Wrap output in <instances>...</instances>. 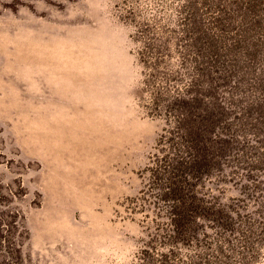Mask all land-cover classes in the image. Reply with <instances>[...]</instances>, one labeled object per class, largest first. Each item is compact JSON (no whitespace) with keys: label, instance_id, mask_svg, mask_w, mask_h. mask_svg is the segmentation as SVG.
<instances>
[{"label":"rangeland","instance_id":"374dc122","mask_svg":"<svg viewBox=\"0 0 264 264\" xmlns=\"http://www.w3.org/2000/svg\"><path fill=\"white\" fill-rule=\"evenodd\" d=\"M128 1L0 0V264H134L144 249L173 244L156 229L165 218L149 190L171 126L163 107L151 109L140 18L128 16ZM216 2L226 13L213 31L197 20L216 45L203 58L209 76L231 70L212 89L225 143L211 147L214 166L196 187L226 217L264 204V4ZM216 25L228 30L223 40ZM175 36L155 41L169 55L162 66L178 65ZM218 231L226 237L201 219L199 245L175 250L213 260Z\"/></svg>","mask_w":264,"mask_h":264},{"label":"trees","instance_id":"16d2710c","mask_svg":"<svg viewBox=\"0 0 264 264\" xmlns=\"http://www.w3.org/2000/svg\"><path fill=\"white\" fill-rule=\"evenodd\" d=\"M216 1L127 2L128 16L140 18L138 32L143 38L140 55L147 68L144 83L150 92L153 105L151 109L160 114L159 111L163 107L164 115L169 121L167 123L171 126L161 138L160 143L165 149H161L162 153L155 156L153 167L150 169L149 190L162 204L163 215L157 216L165 218L157 224L156 229H162L163 237L172 240L173 244H170L168 251H160L152 246L150 249H144L134 264H253L264 254V204L260 211H247L243 214L238 211H226V217H221L220 211H215L213 205L200 196L196 187L197 181L214 166L215 152L211 147L219 148L225 143L221 137L223 131L219 133L215 130L216 126L221 130V124L225 122L224 106L214 102L219 98L212 89L216 91V87H220L216 82L226 80L231 75V70L226 69L224 77L217 76L216 80L209 76L207 67H204L207 61L203 58H213L211 46L216 45L202 39L199 35L202 29L198 27L200 21L197 20V16H201L203 28L213 31L212 25L226 13V9H222ZM222 1L227 0H219V3L222 4ZM240 1L248 10L264 4L261 0ZM197 3L203 4L202 13L197 10ZM215 28L221 33L216 36L223 40L221 36L228 30L217 25ZM169 34L176 35L174 46L178 53V65L175 68L162 66L161 62L169 55L159 50V45H155V41H161L163 44L169 42ZM220 48L229 49L227 43L220 44ZM210 64L214 66L212 61ZM160 67L164 70L160 71ZM234 83L231 87L237 89V80ZM216 154L221 155L220 152ZM259 158L261 157H258V161H261ZM201 219L212 220L220 230L226 231V237L217 232L221 237L216 243L219 255L213 252L211 257L214 259L205 258L204 263L197 260L200 256L196 250L191 253L175 250L180 249L176 243L191 246L196 242V246L199 245L198 225ZM225 241L226 253L222 249ZM219 256L226 257V261Z\"/></svg>","mask_w":264,"mask_h":264}]
</instances>
